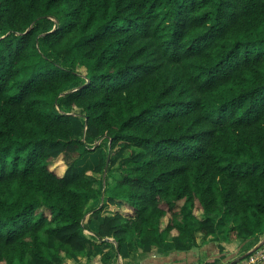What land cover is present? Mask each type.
Instances as JSON below:
<instances>
[{"label": "trees", "instance_id": "1", "mask_svg": "<svg viewBox=\"0 0 264 264\" xmlns=\"http://www.w3.org/2000/svg\"><path fill=\"white\" fill-rule=\"evenodd\" d=\"M260 237L264 0H0V264Z\"/></svg>", "mask_w": 264, "mask_h": 264}, {"label": "crops", "instance_id": "2", "mask_svg": "<svg viewBox=\"0 0 264 264\" xmlns=\"http://www.w3.org/2000/svg\"><path fill=\"white\" fill-rule=\"evenodd\" d=\"M97 227L98 224H94V230H97ZM257 241L258 242L253 247L250 242L241 246H239L238 243L229 245L227 249L229 254L226 260L227 262L223 261L222 263L234 264L239 261V259L241 260L250 253L257 251L261 246L264 245V237H260L257 239ZM202 254L206 256V259L221 256L218 245L216 243H209L204 247L197 248L196 250H193L189 253L176 252L166 257L157 256L156 254L148 256L143 254L142 250L137 249L130 258H114L111 264H200L206 260L203 258ZM66 264H101V262L99 257L93 261H89L86 257H80L78 260H68ZM262 264H264V262Z\"/></svg>", "mask_w": 264, "mask_h": 264}, {"label": "built area", "instance_id": "3", "mask_svg": "<svg viewBox=\"0 0 264 264\" xmlns=\"http://www.w3.org/2000/svg\"><path fill=\"white\" fill-rule=\"evenodd\" d=\"M264 262V246L244 259L240 264H262Z\"/></svg>", "mask_w": 264, "mask_h": 264}, {"label": "rangeland", "instance_id": "4", "mask_svg": "<svg viewBox=\"0 0 264 264\" xmlns=\"http://www.w3.org/2000/svg\"><path fill=\"white\" fill-rule=\"evenodd\" d=\"M118 174V173H117ZM101 180V179H100ZM94 205H93V207H92V209L93 208H95V204H99L98 202H95V203H93ZM97 206V205H96ZM91 208V207H90ZM113 211H112V209H110V208H106L105 210H104V212L102 213V216H107L108 214H111ZM220 236H221V238L222 239H225L226 238V235L224 234V233H221L220 234ZM217 244V243H216ZM232 244H235V243H228V246L229 245H232ZM218 245V244H217ZM218 247H219V245H218ZM194 250H196V249H194ZM229 255V254H228ZM156 256V255H155ZM158 256V255H157ZM202 256H203V258H205L206 256L204 255V254H202ZM162 257H164V256H162ZM139 259V258H138ZM206 259V258H205ZM207 260V259H206ZM241 261H242V259L240 260L239 259V261H237V263L236 264H240L241 263ZM232 262V261H231ZM200 264H202V263H200ZM221 264H223V263H221ZM227 264V263H226Z\"/></svg>", "mask_w": 264, "mask_h": 264}, {"label": "clouds", "instance_id": "5", "mask_svg": "<svg viewBox=\"0 0 264 264\" xmlns=\"http://www.w3.org/2000/svg\"><path fill=\"white\" fill-rule=\"evenodd\" d=\"M255 252H256V251H255ZM253 253H254V252H253ZM251 254H252V253H251ZM244 259H246V258H243L242 261H243ZM242 261H241V262H242ZM236 263H237V262H236ZM236 263H234V264H236Z\"/></svg>", "mask_w": 264, "mask_h": 264}, {"label": "water", "instance_id": "6", "mask_svg": "<svg viewBox=\"0 0 264 264\" xmlns=\"http://www.w3.org/2000/svg\"><path fill=\"white\" fill-rule=\"evenodd\" d=\"M106 241H109V239H106Z\"/></svg>", "mask_w": 264, "mask_h": 264}]
</instances>
